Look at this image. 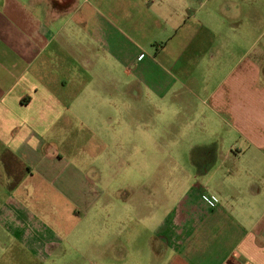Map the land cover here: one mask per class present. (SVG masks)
Returning <instances> with one entry per match:
<instances>
[{"label": "crops", "instance_id": "obj_1", "mask_svg": "<svg viewBox=\"0 0 264 264\" xmlns=\"http://www.w3.org/2000/svg\"><path fill=\"white\" fill-rule=\"evenodd\" d=\"M261 21L264 0H0V264H264ZM149 114L194 135L177 173L142 157L105 204L59 169L100 131L161 146Z\"/></svg>", "mask_w": 264, "mask_h": 264}, {"label": "rangeland", "instance_id": "obj_2", "mask_svg": "<svg viewBox=\"0 0 264 264\" xmlns=\"http://www.w3.org/2000/svg\"><path fill=\"white\" fill-rule=\"evenodd\" d=\"M263 26L264 21H261V29ZM154 34V32H149L148 38L154 37ZM261 42H264V35L261 37ZM131 101L135 103V100ZM154 103L155 101L153 100L152 105L149 107L152 109L155 108ZM146 118L148 120V126L150 130L152 123L150 120L155 118V115L149 114L146 116ZM163 118L165 127L162 131H156L154 129L149 131V134L158 135V137H161L162 140L158 137L154 138L155 141H163L161 146H157L154 142H151V138H149V141L130 139L131 137L129 136L136 133V131H131L129 129L130 126H128V128L121 127L117 130V140L115 141V144H112V141L108 140L106 132L100 131L99 136L103 138L104 141H99L97 145H92V142L90 141L89 145L82 148L68 147L61 150L59 154L64 156V159H67V162H63L59 169L63 171H75V168L80 169L83 174H78V176L82 178V185L85 189V193L92 191L91 186L97 185L102 190H106L102 196V200L105 204L112 202L113 200L115 204H120L124 201L123 199L125 193H127L130 189L129 184L133 181L131 179L132 173L140 170V158H150L153 156L161 157V161L159 163H153L152 160L146 162V170L158 171V173L159 171L176 172L178 166L181 167L184 165L183 162L173 164L172 159L173 157L177 156L176 152L185 149L182 143L178 147L175 143H173V141H176L179 137L183 140L191 139L190 137H194V135L189 134L187 128V131L181 130L177 133V130L173 129L175 124L170 123L172 120H174V117H171L170 115H164ZM181 124L185 127L187 126V122ZM195 125L196 130L199 129V125L196 123ZM193 133L195 134V131ZM179 157H182L183 160L182 154L179 155ZM91 197V194L84 195V198ZM169 198L172 197L170 196L167 198V206L172 205L171 199ZM90 221L91 214L86 218L84 224H88Z\"/></svg>", "mask_w": 264, "mask_h": 264}, {"label": "built area", "instance_id": "obj_3", "mask_svg": "<svg viewBox=\"0 0 264 264\" xmlns=\"http://www.w3.org/2000/svg\"><path fill=\"white\" fill-rule=\"evenodd\" d=\"M206 200L208 201V203H209L211 206H215L216 203H217V198H216V197L206 198Z\"/></svg>", "mask_w": 264, "mask_h": 264}]
</instances>
